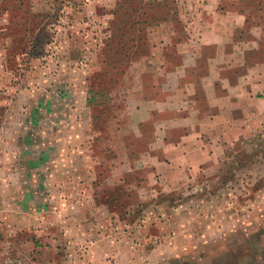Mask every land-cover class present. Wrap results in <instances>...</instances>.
I'll use <instances>...</instances> for the list:
<instances>
[{
    "label": "rangeland",
    "instance_id": "1",
    "mask_svg": "<svg viewBox=\"0 0 264 264\" xmlns=\"http://www.w3.org/2000/svg\"><path fill=\"white\" fill-rule=\"evenodd\" d=\"M183 1L0 0V167L9 131L23 136L25 124V137L52 136L69 122L73 92L98 93L88 112L101 132L93 160L80 161L96 175L92 197L56 217L59 226L42 238L10 232L0 255L7 264H264V133L227 151L219 179L170 190L114 160L109 128L126 107L139 70L132 67L179 27ZM247 2L254 14L263 10L264 0ZM113 54L122 63L107 70ZM34 112L40 132L29 123ZM127 139L140 150L131 133Z\"/></svg>",
    "mask_w": 264,
    "mask_h": 264
},
{
    "label": "crops",
    "instance_id": "2",
    "mask_svg": "<svg viewBox=\"0 0 264 264\" xmlns=\"http://www.w3.org/2000/svg\"><path fill=\"white\" fill-rule=\"evenodd\" d=\"M247 1H183L179 27L132 67L139 70L126 107L108 127L120 151L114 153L117 167L126 166L135 177L142 171L149 186L165 190L200 178L209 182L220 178L228 150L263 135L264 7L254 14ZM88 97L71 93L76 101L65 109L69 122L52 136L40 132L44 126L35 112L29 123L39 125L40 134L25 137V124L23 136L9 131L0 167V255L8 253L10 232L42 238L59 226L56 217L92 197L96 175L80 161L93 160L101 132L88 112ZM129 133L142 143L139 151L128 143Z\"/></svg>",
    "mask_w": 264,
    "mask_h": 264
},
{
    "label": "trees",
    "instance_id": "3",
    "mask_svg": "<svg viewBox=\"0 0 264 264\" xmlns=\"http://www.w3.org/2000/svg\"><path fill=\"white\" fill-rule=\"evenodd\" d=\"M136 22H134L135 24ZM124 58H126V56H124ZM121 57L117 59V56L115 54H113L112 56H110L106 62V67H107V70H111V69H114V68H117L122 62H121ZM121 62V63H120ZM106 70V71H107ZM97 92H94L93 90H89L88 92V105L89 106H93L98 100H97Z\"/></svg>",
    "mask_w": 264,
    "mask_h": 264
}]
</instances>
